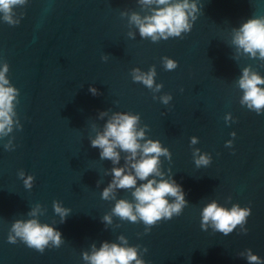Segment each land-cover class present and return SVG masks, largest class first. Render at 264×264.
Listing matches in <instances>:
<instances>
[{"label": "water", "instance_id": "1", "mask_svg": "<svg viewBox=\"0 0 264 264\" xmlns=\"http://www.w3.org/2000/svg\"><path fill=\"white\" fill-rule=\"evenodd\" d=\"M188 3L199 9L194 20L188 9L191 31L158 42L141 37L131 22L133 13L143 18L157 7L142 0H25L13 7L14 26L0 13V70L9 65L6 75L18 89L13 131L0 136V264H89L84 252L104 241L122 243L121 236L139 246L146 264H249L248 249L264 261V112L241 105L238 84L248 67L264 76V60L232 42L244 22L264 17V0ZM164 57L177 60V67L166 70ZM153 67L159 91L132 77L133 69L147 73ZM165 95L172 97L168 104L161 100ZM125 112L139 115L141 144L159 140L171 153L160 157L164 175L157 180H175L188 201L180 215L148 232L142 221L112 214L121 198L135 204V188H115L114 198H102L114 167L134 172L126 159L131 154L118 148L114 164L91 146L107 122ZM203 154L210 164L198 167L195 159ZM21 171L34 177L31 188ZM146 182L138 179L136 186ZM213 200L250 207L251 214L228 235L211 222L204 230L201 213ZM54 201L70 209L63 222ZM33 218L56 227L62 245L41 253L8 241L16 220Z\"/></svg>", "mask_w": 264, "mask_h": 264}, {"label": "clouds", "instance_id": "2", "mask_svg": "<svg viewBox=\"0 0 264 264\" xmlns=\"http://www.w3.org/2000/svg\"><path fill=\"white\" fill-rule=\"evenodd\" d=\"M25 0H0V13H3V21L9 25H18L19 21L13 18L12 10L16 5L23 4ZM142 3L157 5L153 9V14L141 18L138 13H133L131 22L137 25L141 37H151L153 42H158L161 39L167 40L169 37H180L182 32H190L193 25L189 22L188 9L191 8L195 19V12L198 11L196 4H189L188 0L183 2L172 3L171 0H142ZM163 5L164 7H159ZM233 44L237 49H243V52L250 54L252 58L264 60V17H253L248 19L236 31L233 37ZM162 63L166 70H174L178 61L164 57ZM9 71V65L4 64L0 70V136H7L13 131L15 115L13 101L16 100L18 89L12 85L6 75ZM155 68L153 67L147 73H141L140 70L133 69L132 77L135 82L143 83L147 88L153 91H159L163 85L155 84ZM239 88L243 90V96L240 100L241 105L256 113L264 112V76L259 72L252 71L250 67L243 70V75L240 77ZM90 91L95 95L97 89L90 88ZM171 95H165L161 98L164 104H168ZM103 116L104 113H101ZM226 120L231 119V115L225 117ZM139 120V115L131 113H117L110 119L105 130L99 133L91 141V146L101 149V159L111 160L114 164L120 162V150L130 153L126 159L131 161L132 171H125L124 167H114L112 175L114 179L111 184L106 187L102 193V198L107 200L113 197L115 188L132 189L135 191L132 196L135 199V204L128 199L121 198L117 200L112 214L120 217L122 220H128L133 223L143 222L145 232L151 230L157 222L162 219H171L173 216L180 215L184 207L188 204L185 199V192L181 185L175 180L159 179L164 173L160 171V157L162 155L169 156L167 148L162 147L159 140H147L141 144L144 138L143 130L137 131L136 125ZM235 137L236 133H232ZM196 137L191 138V143L195 144ZM232 141H228L226 146H231ZM5 148L11 150L9 145ZM199 152V149L196 150ZM140 155V159H135ZM194 157L196 153H193ZM211 157L208 154L200 155L195 159L196 165L207 166L210 164ZM20 177L24 179V184L27 188L32 187L34 177L32 175L24 177V173L20 172ZM152 176V179H148ZM146 183L137 187V180ZM169 198H174L169 201ZM54 212L61 217V222L66 218L70 209L65 208L60 202L54 201ZM251 214L250 207H241L239 204L233 205L231 208L220 205L213 200L203 208L201 216V227L206 230L209 222L214 227V230L228 235L236 228L237 225H244L247 222L248 216ZM35 216V210L29 213ZM104 221L111 223V215L103 217ZM248 229L244 228L243 232ZM18 240L24 242L28 247L34 248L43 253L48 246L59 247L64 242L62 234L56 227L49 223H41L38 219L16 220L10 229L8 241L16 243ZM122 243H109L104 241L99 249H95L89 254L83 253V259L89 264H146L143 259H140L139 246H129L127 240L121 236ZM147 251V249H145ZM247 260L249 264H264L258 254L247 251Z\"/></svg>", "mask_w": 264, "mask_h": 264}]
</instances>
